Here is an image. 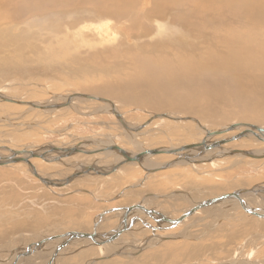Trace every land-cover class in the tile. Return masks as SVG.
I'll return each mask as SVG.
<instances>
[{
  "label": "rangeland",
  "instance_id": "1",
  "mask_svg": "<svg viewBox=\"0 0 264 264\" xmlns=\"http://www.w3.org/2000/svg\"><path fill=\"white\" fill-rule=\"evenodd\" d=\"M59 10L63 11V8H49L48 12L59 13ZM35 19L44 22L42 18L32 14L23 20V24L30 21L34 23ZM36 30L25 32V35H30V42L24 40L28 47L27 50L15 44V38L12 36H3V38L1 35L2 40L12 39L11 45L16 48L19 46V50L14 51L16 55L20 53L24 56L21 61L15 60L20 62V64L15 62L18 70L0 71V89L3 88L4 95L35 102H49L58 99L56 103L60 104L61 98H65L73 92H81L86 88L90 90L93 86H102V82L112 80L116 74L115 71L119 70L112 62L96 65L90 60H84V50L90 52L92 48H79L78 57L75 58L72 57L73 52L65 51L63 48V58L54 56L51 59L44 51L52 41L51 33L43 28H40L38 32ZM129 35L127 38L130 39L131 35ZM58 38L60 40V35ZM129 39L127 42L132 44V40ZM79 41L77 40V42ZM98 47L101 48L102 45H98ZM39 53L41 58L38 56ZM8 55L11 54L8 53ZM69 55L71 56L69 57ZM105 97L109 99H103L113 102L115 106L117 104L118 107H116L121 111L124 119L131 124L141 126L137 133V139H141L146 148L166 147L171 143L184 145L205 137L189 120L193 119L192 117L183 122H176V120L174 122L166 116L157 117L150 120L149 123L148 119L154 112L147 110L146 107L137 106L139 107L137 108L133 104L123 103L120 99ZM71 99L72 97L69 98V100ZM73 100V106L62 105L56 110L46 111L27 104L0 99V155L8 154L4 147H11L17 151L31 145L43 146V148L67 147L68 149L86 143L87 139L93 136H109L122 148L140 151L137 150L136 144L127 139V133L118 125L117 119L109 111L104 110L103 101L90 100V98H74ZM171 112L185 116L178 111ZM233 119L237 121L232 124L240 123L241 121L238 120L248 121L245 118L233 116L225 122L234 121ZM217 122L216 119H212L209 122L201 123L207 125L208 130L232 125H219L221 123ZM260 126L264 127V124L261 123ZM241 131L246 130L231 128L228 134L216 137L226 138L228 141L224 144L231 148L264 151L262 134L249 131L243 132L246 135L242 134L237 138H232ZM103 145L105 144L87 145L85 149L73 153L70 158L71 162L68 160L66 163H61L56 158L52 160L45 158L44 154L32 158L41 174L56 182L63 181V185L53 186L40 181L29 172L28 166L23 164L24 162L0 165V228L5 229L2 233L0 232V259L5 260V262L2 261L4 264L14 256V248L19 245H21L20 248H23L25 244L35 242L43 236L62 235L76 230L89 231L87 233L95 232L92 228L93 222L100 213L109 217H105L100 230H98L100 233L109 232L117 226L116 213L118 209L122 206L137 204L139 201H141L140 203L149 202L147 204L151 208L159 209L164 215L177 218L182 214V210L194 200L207 199L235 190L245 194L248 198L253 194L261 198L256 202L258 206L264 208V157L224 155L215 160L212 159V162L207 160L204 164L195 165L196 168L181 163L157 172L148 171L138 166L135 160H123L124 163L123 166H120V170H118L119 165L115 163L108 171L89 169V171L83 172L84 169L75 178H70L75 170L74 163L78 161L98 165L110 162L112 158L108 150L96 149V147L106 149V145ZM174 154H153L157 156L154 157V162L156 161V164L168 162L174 158ZM58 156L59 153L56 157ZM199 161L195 160L193 164ZM77 178L83 180L78 181ZM65 180H67L66 183ZM173 192L176 194L172 195ZM147 204H143V206ZM113 208L116 209L112 210ZM206 208L201 207L202 212L187 218V222L182 223L181 226L165 225L169 222H163V226H160L159 229L161 233L166 234L170 230H175V233L168 236L167 239L158 240L159 243L156 245L147 246L143 251L142 248H139L141 254L137 258H129L125 255L130 251V244L123 240V237L128 240L135 234L133 239L142 243L144 236L149 237L148 235L151 234L150 230L144 227V230L139 229L137 233L131 235L128 233L129 230H124L121 234L123 241L118 242V245L109 244V247L111 245L110 248L115 250L110 261L101 262V264H217L221 261L225 262L229 258H234V261L238 260L239 264H245L243 262L248 258L256 264H264L263 218L251 216L236 208L232 209L233 214L227 218L222 215L215 219L214 215H210L213 211L211 212L209 208L206 210ZM106 210H108L107 213H105ZM141 211L144 212L141 208L134 210L135 213H142ZM142 217L149 220L148 222L151 224L158 223L155 219L143 214ZM257 221H261L258 222L261 226L254 225L253 222L257 223ZM18 223L20 226L22 223V226H18ZM30 233L33 234L30 235ZM172 239L176 240L170 241ZM54 242V240L47 241L46 248L51 250L56 245ZM88 245L91 246L88 247ZM96 245L91 244L88 240L71 238L68 244L61 246L64 251L62 250L56 264H88V259L102 254L105 249H101L103 248L101 246L107 245V243L101 244V246ZM2 246L7 250L1 248ZM116 247L124 254L117 253ZM137 248L133 247L131 251L137 252ZM161 249H165V253L153 254L154 250ZM8 251L10 252L7 253ZM43 262L44 259H37L35 263L43 264Z\"/></svg>",
  "mask_w": 264,
  "mask_h": 264
},
{
  "label": "bare ground",
  "instance_id": "2",
  "mask_svg": "<svg viewBox=\"0 0 264 264\" xmlns=\"http://www.w3.org/2000/svg\"><path fill=\"white\" fill-rule=\"evenodd\" d=\"M49 8H63V11L59 10V13L48 12ZM32 14H36L44 22L35 19L34 23L30 21L24 25L23 20ZM34 28L37 29V32L40 31V28H43L51 33L53 38H50H52V41L44 49L51 59L54 56L63 58V48L65 51L73 52V58L78 57L79 48H92L90 52L84 50V60H90L96 65L112 62L113 65L118 67L117 69L119 70H117L118 72L115 71L116 74L112 80L102 82V86H100L101 84L98 85L100 87L93 86L90 90L86 88L81 92H73L72 94H77V96H73L71 100L68 99L70 94L66 95L67 97H63L64 99L61 98L60 103L63 102V105L73 106V99L87 98L82 96L85 94L89 95L90 100L103 101L104 103H101L105 106L104 110L109 111L117 119L118 125L126 131L127 139L136 144L137 150L141 152L122 148L121 145L113 142L109 136H93L87 139L86 143L76 147L72 146L68 149L67 147L43 148V146L31 145L17 151L11 147H4L8 154L0 155V165L10 162H24L23 164L28 166L32 175L33 171L38 174L35 177L39 180L41 179L40 181L57 186L63 185V181L56 182L41 174L32 160L33 157L44 154L45 158L51 160L56 158L57 161L66 163L71 160L73 153L85 149V146L102 143L107 148L96 147V149L108 150L112 158L111 161L102 165L78 161L74 163L73 168L75 170H73L74 173L72 175L74 176L72 179L80 171L86 169L88 165H91V169L97 171H108L116 163V165H119L118 170H120V166H123L124 162L122 161L124 158L135 154L139 158V160H135L138 166L148 171L157 172L181 163L194 167L195 165L206 163L207 160L212 162V159L215 160L217 157L224 155L234 157L247 156L241 153V149L231 148L224 143L218 146L214 144L216 140H221L216 136L228 134L231 128H243V130H246L245 132L253 131L257 134H262L264 137V127L260 126L261 123L264 124V0H0V64L2 65L0 71L7 69L18 70L15 64L18 61L15 60L21 61L24 56L20 53L16 55L14 51H18L19 46L26 50L28 49L25 41L30 42V35H25V32L35 30ZM128 34L131 35L130 39L134 44L127 42V39H129V37L127 38ZM1 35L2 37L12 36L15 38L14 42L19 45L18 48L11 45L12 39L2 40ZM59 35L61 37L60 40L58 38ZM34 40L36 39L34 38ZM77 40L80 41L77 42ZM62 44L63 46H61ZM98 45H102V47L99 48ZM28 46L30 47L29 43ZM8 53L11 55H8ZM38 56L41 58L40 53ZM12 57L13 59H11ZM42 57L47 59L45 56ZM18 63L20 64V62ZM2 89L1 87L0 99L8 102L14 101V98L4 95L5 93ZM105 96L120 99L123 103L133 104L136 107H146L147 110L154 112L148 119L149 123L157 117L166 116L173 121L176 120V122L187 121L188 118L192 117L193 119L189 120L205 135L206 140L192 149H178L174 154V158L170 160L171 163L166 167H162L164 163L156 164L154 157L157 156L145 152L149 148L145 147L141 139H137V133H139L141 126H136L134 123L131 124L124 119L125 117L117 108V104L116 107ZM57 100L49 102L31 101L35 105H27L42 108L46 111L56 110L61 107L56 103ZM52 106L55 108H52ZM113 110L116 111V114ZM171 111H178L185 114V116L172 114L173 112ZM233 116L235 118H245L248 121L238 120L241 122L232 124L237 121L233 119L234 121L225 122ZM217 118L219 119L217 120ZM212 119H216V121L221 123L217 122L219 125H236L222 134L207 136L210 132L227 128L225 126L208 130L207 125L202 123L209 122ZM252 126H257L258 129ZM261 128L263 131L260 130ZM133 131L136 132L134 133ZM242 134L245 133L242 132ZM257 134L256 136H258ZM262 139L264 140V138ZM178 146H181V144L171 143L166 147H158L156 149L163 151L160 152L161 154L165 153V150ZM232 149L240 150V152H229ZM243 150L260 156L253 158L264 157V151L255 149ZM198 151L199 153H197ZM57 153H59L58 157H56ZM62 154L66 156L60 157ZM19 157H28L29 162L25 159H18ZM195 160L200 161L193 164ZM81 179H78V181ZM64 182L66 183L67 180ZM175 194L176 192L172 193V195ZM239 196L255 212L261 214L259 217L264 219L262 214L264 213V208L258 206L256 202L261 200V198L254 196V194L248 198L241 192H239ZM199 200L202 199L194 200L187 208L182 210V213L194 206ZM147 203L149 204V202L145 201V203H140L138 207L127 210L128 215H126L125 223H121V219L126 208L120 207L116 213L118 222L117 226H115V228L119 226V229L113 228L114 230L112 229L109 232L100 233L102 222L105 217H109L100 213L95 218L92 226L95 234L93 233L89 238L87 236L72 235L69 232L62 235H46L35 242L25 244L23 248H20L21 245L14 248V256H11L12 258L5 264H11L17 254H20V256L17 257L14 264H38L35 263L37 259H44L43 264H48L49 262L50 264H56L62 250L64 251L59 244L67 240L64 244L66 245L74 237L80 240H88L91 244H97L96 246L107 243V245L101 246L103 247L101 249H105L102 254L88 259V264H101V262L110 261L109 259L115 253V250L110 248L111 245L109 247V244L115 243L118 245V242L123 240L130 244V251L125 255L129 258H137L141 254L139 253V248H142L143 251L147 246L156 245L159 243L158 240L167 239L168 236L175 233V230H170L166 234L159 231L160 226H163L162 223H165L166 217L171 219L173 217L164 215L159 209L151 208ZM143 204H147L145 205L147 207L143 206ZM140 208L144 212H134L135 209ZM208 208L211 212L213 211L210 215H214L215 219L217 216L222 215L227 218V216L233 214L232 209L243 210L239 206L237 199L231 196L218 204L207 206L206 210ZM114 209L116 208L112 210ZM243 211L251 216H258L245 210ZM199 212H202L201 208L191 212L182 221L173 225L181 226L182 223L187 222L189 217L198 215ZM142 214L155 219L158 223H149V220H145ZM99 216H101L100 220ZM258 222L261 221L253 223L259 227L261 225ZM170 224L172 223L169 222L165 225ZM129 227L131 228L129 229ZM144 227L150 230L151 234L148 235L149 237H146L147 235L144 236L143 242L138 243L133 239L135 236L133 233H137L139 229L144 230ZM3 229L0 228L1 233L5 230ZM120 229L122 231L129 230L128 233L130 235L133 234L130 237L131 239L126 240L123 237V240H121L122 231ZM83 232L87 233L89 231ZM32 234L30 233V235ZM89 234H92V232ZM174 237L176 236L174 235ZM52 240L56 242V245L49 250V248H46L45 243ZM175 240L172 239L170 241ZM90 246L88 245V247ZM133 247H138L137 252L131 251ZM1 248L7 250L4 246ZM27 248L29 251L24 253ZM53 252H55V256L51 258ZM116 252L124 254L118 248ZM160 253H165V249L154 250L153 252V254ZM154 257H157V255H154ZM233 259L229 258L225 262L221 261L217 264H239L238 260L234 261ZM3 260L0 259V263L4 264L5 260L2 262ZM243 263L256 264L249 258Z\"/></svg>",
  "mask_w": 264,
  "mask_h": 264
},
{
  "label": "water",
  "instance_id": "3",
  "mask_svg": "<svg viewBox=\"0 0 264 264\" xmlns=\"http://www.w3.org/2000/svg\"><path fill=\"white\" fill-rule=\"evenodd\" d=\"M73 96H77V94H70V95H69V98H71V97H73ZM82 96L89 98V95H87V94L82 95ZM69 98H68V99H69ZM12 102H16V103H20V104L35 105V104H34L33 102H31V101H22V100H15V99H14V101H12ZM62 105H63V102H61L60 104H58V106H62ZM52 108H55V107L52 106ZM113 112L116 114V111H115V110H113ZM235 125H236V124H235ZM235 125H229L226 129H219V130H216V131L210 132V133L207 134V136H213V135H217V134H222V133L226 132V130H228L229 128H231L232 126H235ZM252 127L255 128V129H258L257 126H255V127L252 126ZM260 130L263 131L262 128H261ZM243 132H245V131H243ZM239 135H242V131H241L239 134L233 136L232 138H237V137H239ZM205 140H206V137H204L200 142H193V143L184 144V145H181V146H178V147H175V148H171V149L165 150L164 152H165V153H175V152L178 151V149H192V148H195L196 146H198L199 143H204ZM226 141H227L226 138H225V139H221V140H216V141L214 142V144L218 146L219 144L224 143V142H226ZM145 152H148L150 155H153V154H159L160 152H163V151H160V150H158V149H156V148H151V149L145 150ZM229 152H235V153H236V152H240V150H233V149H232V150H230ZM241 153L246 154L247 156H250L251 158H252V157H260V156L254 155V154H252V153H250V152L248 153V152L245 151V150H241ZM62 156H66V155H65V154L60 155V157H62ZM5 158H6V157H5ZM18 159H25V160H27V162H29L28 157H19ZM134 160H139V158L137 157V154H135V155H130V156H127V157L124 158V161H134ZM196 161H198V160H196ZM120 163H121V162H120ZM170 163H171L170 161L167 162V163H164V164L162 165V167H166V166H168ZM91 167H92L91 165H88V166L86 167L85 171H83V172L89 171V169H91ZM33 175L35 176V175H38V174H37L36 172L33 171ZM73 176H74V175H72V176H70V177H73ZM40 180H41V179H40ZM80 190H81V191H84L83 189H80ZM240 190H242V189H240ZM230 196H231V197H235V198L237 199V201L239 202V206H240L243 210H245L246 212H248V213H252V214H256V215H258V216L261 215L260 213L255 212L251 206H248V205H247V203L245 202V200H243V199L239 196V192H238V191L233 190V191H231V192H227V193H225V194H219V195H216V196H213V197H209V198H207V199L199 200V201H197V203H196L194 206H192L191 208H189L187 211L183 212L179 217H177V218H172V219L166 217V220H165V221L171 222L172 224H177V223H179L182 219H184L188 214H190L191 212H194L196 209L201 208V207H207V206H209V205H211V204H214V205H215V204H218V203L224 201L225 198L230 197ZM140 202H141V201L137 202V204H135V205L122 206L123 209L126 208V211H124V213H123V215H122L121 223H125V222H126V219H127V218H126V217H127L126 215H128L127 210H129V209H131V208H134V207H138V206H139L138 203H140ZM149 209H150V208H149ZM155 211H157V210H155ZM106 212H108V211H106ZM156 214H159V213H156ZM262 214L264 215V213H262ZM159 215H160V214H159ZM100 218H101V216H99V220H100ZM115 229H119V226H118L117 228H115ZM113 230H114V229H113ZM120 230L122 231V229H120ZM118 231H119V230H118ZM122 232H123V231H122ZM69 233H71L72 235L80 236V237H85V236H87V237L89 238V236H90V235H93L94 232H93L92 234H89V233H85V232H78V231L71 232V231H69ZM94 234H95V233H94ZM53 238H55V237L53 236ZM66 242H67V240H64L63 242H61V243L59 244L60 247L63 246ZM99 243H101V242H99ZM27 251H29L28 248L25 250L24 253H26ZM24 253H22V254H24ZM19 256H20V254H17V255L15 256V258H14V260L12 261L11 264H14L15 261H16V259H17V257H19ZM54 256H55V252H53L51 258H53ZM48 264H50V262H49Z\"/></svg>",
  "mask_w": 264,
  "mask_h": 264
}]
</instances>
